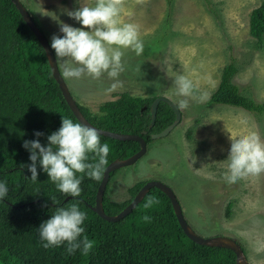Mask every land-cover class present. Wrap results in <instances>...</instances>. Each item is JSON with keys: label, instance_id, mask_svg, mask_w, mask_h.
Wrapping results in <instances>:
<instances>
[{"label": "rangeland", "instance_id": "1", "mask_svg": "<svg viewBox=\"0 0 264 264\" xmlns=\"http://www.w3.org/2000/svg\"><path fill=\"white\" fill-rule=\"evenodd\" d=\"M48 42L60 22L79 26L63 9L75 0H20ZM89 4L94 0H84ZM264 0H122L124 22L138 26L144 47L137 56L125 50L123 71L110 88L106 74L64 79L74 100L91 111L129 92L144 98L166 97L182 114L165 137L153 139L133 166L117 171L110 182L116 201L140 181H158L177 197L184 218L202 238L225 236L244 249L249 264H264V173L225 182L219 163L227 156L228 133L254 130L264 139V113L211 103L223 69L234 64L240 94L264 104V40L249 33V18ZM59 66V62H58ZM193 84L186 97L176 94L174 76ZM187 104L180 107L178 101ZM231 205V215L227 210Z\"/></svg>", "mask_w": 264, "mask_h": 264}, {"label": "trees", "instance_id": "2", "mask_svg": "<svg viewBox=\"0 0 264 264\" xmlns=\"http://www.w3.org/2000/svg\"><path fill=\"white\" fill-rule=\"evenodd\" d=\"M249 33L263 42L264 3L251 12ZM237 72L234 64L226 65L211 103L263 114L264 104L240 94L233 82ZM155 99L125 92L116 100L102 103L97 112L76 103L93 126L113 133L139 135L148 145L152 134L162 132L175 120L174 111L161 102L150 128V106ZM61 115L77 121L53 78L41 44L12 1L0 0V179L9 188L5 199L0 200V264H236L231 250L191 241L179 225L169 198L156 188L129 215L111 223L92 210L104 171L98 180L83 177L81 193L75 198L58 191L39 166L36 181L27 177L30 172L21 168L22 163H30L23 140L39 139L46 143V136L60 126ZM35 131L44 135L36 137ZM100 139L110 148L104 170L115 160L128 159L140 150L138 142L101 135ZM117 171L111 173L103 199L104 211L109 216L124 210L147 183L134 184L127 190V200L116 201L109 191ZM50 197L61 205L78 202L85 211L84 234L94 241L89 254L82 255L77 250L68 255L63 244L48 249L40 246L36 227L55 206ZM150 197L157 202L145 208ZM230 215L231 205L227 210V216Z\"/></svg>", "mask_w": 264, "mask_h": 264}, {"label": "clouds", "instance_id": "3", "mask_svg": "<svg viewBox=\"0 0 264 264\" xmlns=\"http://www.w3.org/2000/svg\"><path fill=\"white\" fill-rule=\"evenodd\" d=\"M75 3L78 7L63 11L79 26L60 22L62 35L50 37L49 47L53 50L56 65L59 62V74L64 79H79L84 75L98 78L106 74L112 79L110 88H115L119 84L116 78L124 68V51L131 50L137 56L143 51L138 26L121 19L122 0H94L91 4L75 0ZM173 85L180 97L188 96L193 88L192 81L184 74L174 76ZM178 104L185 107L187 101L182 98ZM227 133V156L219 162L223 165L221 175L225 182L264 173V139L254 130ZM42 135L44 133L40 131L34 132L36 137ZM22 147L29 152L30 163L21 164V168L26 167L30 172L27 177L36 181L39 166L58 191L73 198L81 193L83 177L100 178L110 151L109 144L101 142L96 128L63 115L60 126L46 136V143L42 144L39 139H25ZM8 192L6 181L0 179V200H4ZM50 199L55 206L49 209L48 218L36 227L40 246L48 249L63 244L68 255L77 250L82 255L89 254L94 241L84 234L85 211L78 202L61 205L55 197ZM156 202L155 197H150L144 207L149 208Z\"/></svg>", "mask_w": 264, "mask_h": 264}, {"label": "water", "instance_id": "4", "mask_svg": "<svg viewBox=\"0 0 264 264\" xmlns=\"http://www.w3.org/2000/svg\"><path fill=\"white\" fill-rule=\"evenodd\" d=\"M12 3L15 5V7L18 9L20 15L22 16L24 22L28 25V27L31 29L39 43L41 44L42 48L45 51L47 60L49 62L51 72L53 75V78L57 82L59 89L68 104L70 110L72 111L73 115L77 119L78 122H82L83 124L94 127L98 130L99 134L101 136H105L108 138H111L113 140L118 141H133L138 142L140 144V150L136 154H134L132 157L125 159V160H115L114 162L110 163L104 170L102 181L98 187L97 193H96V200H95V206L92 207V210L100 216L105 221L116 223L122 220L124 217L129 215L136 207L141 203V201L144 199V197L148 194V192L156 188L160 190L162 193H164L170 200L174 213L177 217V220L179 222V225L181 226L182 230L184 231L185 235L193 242L203 245V246H209L214 248H223L231 250L236 255V264H249L248 259L241 248V246L232 238L225 237V236H217L212 238H202L198 236L193 229L189 226L187 221L184 218L180 203L175 196L174 192L169 188L167 185L158 182V181H149L147 182L141 190L136 194L134 199L131 201V203L122 210L118 215L115 216H109L105 213L103 208V199L105 195V191L107 188V185L110 180V175L112 172L120 170L125 167L133 166L137 163L138 160H140L147 152V143L146 141L139 135H132V134H119V133H113L106 130H101L95 126H93L82 114L80 111L76 101L72 97L64 79L59 74V66L58 62L56 65V61L54 58L53 50L49 47V42L44 35V33L38 28L36 23L34 22L33 18L30 16L29 12L25 8V6L22 4L20 0H11ZM163 102L166 103L175 114V120L172 124H170L167 128H165L162 132L157 134H152L151 139H160L165 136H167L176 126L181 122L182 114L178 108L177 105H175L173 102H171L166 97H158L156 98L153 103L150 106V113H151V122H150V128L154 126L157 109L159 104Z\"/></svg>", "mask_w": 264, "mask_h": 264}]
</instances>
